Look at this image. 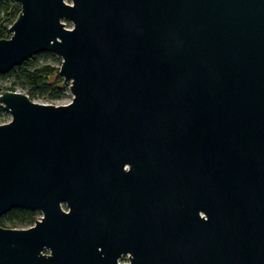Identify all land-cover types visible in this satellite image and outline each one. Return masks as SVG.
I'll return each mask as SVG.
<instances>
[{
  "label": "water",
  "instance_id": "1",
  "mask_svg": "<svg viewBox=\"0 0 264 264\" xmlns=\"http://www.w3.org/2000/svg\"><path fill=\"white\" fill-rule=\"evenodd\" d=\"M16 1L72 98L0 92V264H264V0Z\"/></svg>",
  "mask_w": 264,
  "mask_h": 264
},
{
  "label": "trees",
  "instance_id": "2",
  "mask_svg": "<svg viewBox=\"0 0 264 264\" xmlns=\"http://www.w3.org/2000/svg\"><path fill=\"white\" fill-rule=\"evenodd\" d=\"M21 10V4L16 0H0V37H10L9 26L17 18ZM71 24L68 23V26ZM56 56L52 51H43L16 65L6 74L0 77L13 75V85L9 90H16L15 85H23L28 89L27 94L31 99L37 96L57 98L68 96L69 86L64 84V79L59 73L60 66L48 62V57ZM41 59L46 61L40 62ZM60 59V58H59ZM67 87V90H65ZM3 89L0 88V92ZM7 113L0 105V115ZM40 214L38 210L30 208L15 207L0 217V225L4 227H29L33 225L35 217Z\"/></svg>",
  "mask_w": 264,
  "mask_h": 264
},
{
  "label": "rangeland",
  "instance_id": "3",
  "mask_svg": "<svg viewBox=\"0 0 264 264\" xmlns=\"http://www.w3.org/2000/svg\"><path fill=\"white\" fill-rule=\"evenodd\" d=\"M55 55L56 56H54V57H52V56L48 57L47 61L53 63V65L60 66L62 58L57 54H55ZM43 61H46V60H44V59L40 60V62H43ZM13 80H14L13 75L6 76V77H0V88L1 89H7L8 87H11L13 85ZM66 85L69 86V83H67ZM15 87H16V90H18V91H22L25 93L28 92V89L26 86L15 85ZM65 90H67V87ZM71 98H72V95H68V97H67V95L64 94V96L57 97V98H50L47 96H37L34 98V100L39 101V102H44V103L64 104V103L69 102L71 100ZM10 119H11V115L8 112L0 115V123L7 122Z\"/></svg>",
  "mask_w": 264,
  "mask_h": 264
},
{
  "label": "flooded vegetation",
  "instance_id": "4",
  "mask_svg": "<svg viewBox=\"0 0 264 264\" xmlns=\"http://www.w3.org/2000/svg\"><path fill=\"white\" fill-rule=\"evenodd\" d=\"M65 208V207H64ZM32 210H38V209H32ZM39 211V210H38ZM42 216V213L40 212V214L37 216V217H35V220L36 219H39L40 217ZM34 223H35V221H34ZM33 223V224H34ZM128 255L127 254H125V255H123L119 260H120V262H122V263H128Z\"/></svg>",
  "mask_w": 264,
  "mask_h": 264
},
{
  "label": "built area",
  "instance_id": "5",
  "mask_svg": "<svg viewBox=\"0 0 264 264\" xmlns=\"http://www.w3.org/2000/svg\"><path fill=\"white\" fill-rule=\"evenodd\" d=\"M14 91H18V90H14ZM68 95H71V93H70V89H69V91H68ZM68 97V96H67ZM70 97V96H69Z\"/></svg>",
  "mask_w": 264,
  "mask_h": 264
}]
</instances>
